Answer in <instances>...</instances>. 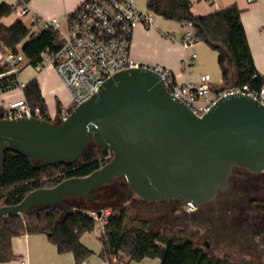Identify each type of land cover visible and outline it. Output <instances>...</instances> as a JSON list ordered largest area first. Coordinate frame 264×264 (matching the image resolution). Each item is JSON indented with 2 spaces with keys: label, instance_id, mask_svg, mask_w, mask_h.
<instances>
[{
  "label": "water",
  "instance_id": "water-1",
  "mask_svg": "<svg viewBox=\"0 0 264 264\" xmlns=\"http://www.w3.org/2000/svg\"><path fill=\"white\" fill-rule=\"evenodd\" d=\"M89 144L108 148L111 157L88 174L0 204V216L64 205L69 194L91 196L117 175L140 198L199 206L228 185L234 166L264 172V104L232 92L198 115L168 92L157 73L139 66L103 79L65 118L0 117V171L7 147L39 166L75 161Z\"/></svg>",
  "mask_w": 264,
  "mask_h": 264
},
{
  "label": "trees",
  "instance_id": "trees-1",
  "mask_svg": "<svg viewBox=\"0 0 264 264\" xmlns=\"http://www.w3.org/2000/svg\"><path fill=\"white\" fill-rule=\"evenodd\" d=\"M13 8L12 4L0 2V18L9 15ZM147 8L166 19L192 22L195 38L204 41L218 52L217 62L223 85L264 82V78L254 65L246 31L240 18V9L236 4L221 7L206 16L194 15L190 11L189 0H147ZM0 39L10 49L21 51L28 63L33 66H38L42 62V51L54 50L61 45V40L53 29L30 33L29 27L20 20H15L9 26L0 22ZM2 69L0 66V71ZM255 72L257 76L253 77ZM23 92L28 103L40 110L42 118L53 120L35 77L26 82ZM111 155L108 148L89 144L75 161L38 166L34 164L35 159L7 147L3 153L0 171V204L16 203L36 187L52 186L66 177L88 174L100 167ZM236 168L239 170L236 171ZM246 172L259 173L234 166L227 187L219 190L214 200L206 201L200 206L221 201L220 193L227 190L230 191L228 199L234 204L240 199L249 204L260 202V199L250 194L251 189L244 188V184L248 182L245 178ZM116 184L124 196L131 190L124 176L117 175L110 182L96 188L91 196L72 194L89 201V205L66 202L65 196L64 205L33 206L24 211V217L19 213L0 216V260L8 261L11 258L12 236L20 233H44L56 245L58 252L73 253V264L85 261L93 251L81 243L80 235L94 228L96 218L90 211L99 213L106 208L100 203L103 202L107 188ZM251 185H254L252 188L254 189L257 184L252 182ZM125 218L126 211L121 208L118 212L111 210L104 220L100 234L102 249L99 252L102 258L124 253L127 260L159 257L160 264H253L251 260L232 262L225 258H210L206 251L187 235L171 239L159 230L146 228V219H139L141 225H137L126 224ZM211 221L216 225L217 221L214 218Z\"/></svg>",
  "mask_w": 264,
  "mask_h": 264
},
{
  "label": "built area",
  "instance_id": "built-area-1",
  "mask_svg": "<svg viewBox=\"0 0 264 264\" xmlns=\"http://www.w3.org/2000/svg\"><path fill=\"white\" fill-rule=\"evenodd\" d=\"M19 20L29 22L30 33H38L45 29H53L61 40V45L54 50L41 52V66L54 68L63 85L69 92V103L55 110L58 119L65 118L69 111L88 99L97 85L115 72L127 67H145L157 73L164 82L168 92L200 115L222 95L232 92L246 93L264 104V82L230 84L216 87L208 72L199 74L197 81H178L168 67L160 63L140 62L130 55L132 32L139 24L151 28L156 27V14L139 8L134 0H83L79 6L66 15L64 19L56 16L46 17L34 12L27 0H17L12 10ZM181 36L179 43L187 48L198 39L194 36L193 24L190 20L180 21ZM162 35L173 37V34L160 30ZM195 52L183 57L182 65L189 68ZM25 56L21 51H14L0 39V108L2 118L17 116L41 117L40 110L32 107L23 92L26 81L21 80L19 72L24 67ZM257 76V72L253 77ZM19 88L23 95L8 98L6 93ZM53 119V118H52ZM187 211L196 208L191 203L184 204ZM111 212L105 208L96 213L90 211L96 222L102 226ZM96 224V223H95ZM102 232V231H101ZM124 253L103 258L107 264H126ZM127 257V255H126ZM18 264H26V258L20 256ZM0 264H13L12 261H1ZM78 264H86L81 261Z\"/></svg>",
  "mask_w": 264,
  "mask_h": 264
},
{
  "label": "crops",
  "instance_id": "crops-1",
  "mask_svg": "<svg viewBox=\"0 0 264 264\" xmlns=\"http://www.w3.org/2000/svg\"><path fill=\"white\" fill-rule=\"evenodd\" d=\"M83 0H27L30 8L46 17L56 16L64 19L67 14L74 11ZM139 8L147 9V0H134ZM190 11L194 15L206 16L215 10L236 4L240 9V18L248 44L253 56L254 65L257 72L264 78V0H189ZM17 5V0H0ZM15 20H19L18 15L11 12L9 15L0 18V22L9 26ZM29 27V22L24 21ZM156 27L147 28L141 24L136 26L132 32L130 55L140 62L160 63L168 67L176 76L178 81H197L199 74L208 72L216 87H223L222 75L217 62L218 52L212 49L202 40H197L193 45L184 48L179 43L181 36V25L179 21L166 19L161 15H156ZM165 30L173 34V37L162 35L160 30ZM21 44V43H20ZM195 52L189 68L182 65L183 57ZM217 67L216 77L212 74V64ZM24 60V67L19 72L21 80L28 81L35 77L40 87L42 96L49 109V99L55 94V89L49 84L47 74H53L59 79L53 67L44 65L40 68ZM64 88H66L63 85ZM8 98L21 97L22 90L15 87L9 90ZM49 98V99H48ZM69 103V96L66 104ZM56 110V109H55ZM102 226L96 222L94 228L85 231L80 235L83 245L93 252L85 260L86 264H107L99 255L102 249L100 234ZM12 256L9 261L17 263V258L24 256L26 264H73L74 256L71 251L58 252L56 245L52 243L44 233H20L11 238ZM127 260L126 255L124 256ZM126 264H160L159 257H144L141 260H127Z\"/></svg>",
  "mask_w": 264,
  "mask_h": 264
},
{
  "label": "rangeland",
  "instance_id": "rangeland-1",
  "mask_svg": "<svg viewBox=\"0 0 264 264\" xmlns=\"http://www.w3.org/2000/svg\"><path fill=\"white\" fill-rule=\"evenodd\" d=\"M211 64V72L216 77L217 67L214 62ZM47 75L49 84L55 89L53 98H48L47 109L50 117L57 120L56 106H65L69 92L53 74ZM245 175L248 182L244 188L251 189L250 194L260 199L256 204L241 199L234 204L228 199L230 191L227 190L220 193L221 201L209 202L187 211L186 206L175 198L149 201L140 198L132 190L124 196L116 187L117 184L107 188L100 204L114 212L125 209L126 224L141 225L139 219L142 218L147 220L146 228L159 230L171 239L187 235L210 258H225L232 262L251 260L253 264H264V172H246ZM250 181L257 184L254 189ZM65 200L77 205H89V201L72 194L67 195ZM23 213L19 215L24 217ZM212 218L217 221L216 225L211 221Z\"/></svg>",
  "mask_w": 264,
  "mask_h": 264
},
{
  "label": "flooded vegetation",
  "instance_id": "flooded-vegetation-1",
  "mask_svg": "<svg viewBox=\"0 0 264 264\" xmlns=\"http://www.w3.org/2000/svg\"><path fill=\"white\" fill-rule=\"evenodd\" d=\"M226 187H227V186H226ZM226 187H225V188H226ZM225 188H223V189H225ZM220 190H221V189H220ZM216 194H217V193H216ZM214 198H215V197H213V198H212V199H210V200H214ZM208 201H209V200H208ZM197 207H198V206H197Z\"/></svg>",
  "mask_w": 264,
  "mask_h": 264
}]
</instances>
